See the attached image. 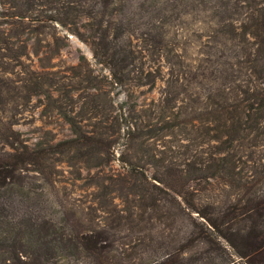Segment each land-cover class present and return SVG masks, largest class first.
Returning a JSON list of instances; mask_svg holds the SVG:
<instances>
[{
    "label": "rangeland",
    "instance_id": "374dc122",
    "mask_svg": "<svg viewBox=\"0 0 264 264\" xmlns=\"http://www.w3.org/2000/svg\"><path fill=\"white\" fill-rule=\"evenodd\" d=\"M20 3L24 1L0 0V30L5 38L0 42V155H14L20 160L37 157V164H24L22 170L31 188L51 192L49 199L57 208L75 205L85 212L92 208L98 227H113L111 231L118 235L130 264L152 260L163 261L162 264H247L214 230L206 229V222L177 208L180 199L175 200L159 183L136 182L137 186L128 190L122 188L118 195H123L112 199L111 204L102 202V197L101 206L100 195L109 189L92 187L86 181L90 175L99 174L107 185L109 177L134 182L131 172L146 177L154 174L156 167L141 157V141L145 142L141 149L147 150L144 155L153 153L160 158L171 148L175 152L169 154L175 155L176 163L203 160L207 169L214 167L215 159L221 156L215 152L217 142L203 143L197 154H185L186 146L179 144L185 145L186 140L176 138L180 133L187 134L181 128L175 131L176 135L165 134L147 142L138 140L135 145L124 125L131 116L145 113L148 108H160V100L172 89L179 99H184V93H199L195 96L206 101L202 93L212 84L224 85L231 94V90L237 94L236 88H259L260 80L254 71L258 72L255 63L260 61L253 62L251 59L256 56L248 57L238 38L227 33L233 24L243 21L247 0H115L114 9L99 19L112 46L115 43L134 53L132 63L122 71V82L120 72L115 73L108 57L112 49L105 50L104 41L97 39L98 32L94 33L96 21L86 17L75 20L67 8L52 11L58 22L24 17L26 22L43 25L36 24L31 34H21L17 40L12 35L22 27L7 23L13 21L9 13ZM41 9L43 12L37 14H50L45 6ZM152 78L154 81L147 82ZM94 103L103 104L101 107L108 111L103 125L110 135H104L99 166L84 170L81 167L85 164L80 162L64 164L65 154L60 150L65 149L63 141L73 137L64 114H71L88 129L86 124L91 122L86 119L90 115L87 110ZM185 110L190 113L191 107L185 105ZM184 114L182 121L188 119ZM116 116L122 124L120 130L113 123ZM145 124L151 131L161 128L154 119L143 121ZM260 131L261 146L252 147L253 156L245 157L248 161L241 165L247 175L255 164H264V127ZM191 134L199 132L193 128ZM81 155L91 158L93 154ZM87 164L93 167L91 160ZM216 173L202 185L190 184L188 196L201 205H213L223 211L240 197V190L229 184L231 178ZM78 175L85 179H75ZM106 209L109 212H104Z\"/></svg>",
    "mask_w": 264,
    "mask_h": 264
},
{
    "label": "trees",
    "instance_id": "16d2710c",
    "mask_svg": "<svg viewBox=\"0 0 264 264\" xmlns=\"http://www.w3.org/2000/svg\"><path fill=\"white\" fill-rule=\"evenodd\" d=\"M23 1L20 7L15 5V10L9 13L13 21L8 22L7 25L22 27L19 33L12 35L13 38L19 40L21 34H31L38 26L36 24L43 25L40 22H26L24 17L50 18L58 22L52 11L71 9L75 20L86 17L96 21L94 33L98 32L97 39L104 41L105 50L112 49L108 57L112 60V68L116 69L115 73L120 72L119 81L122 82L124 76L122 71L132 63L134 53L130 49L126 51L124 48H119L115 43L113 46L118 49H114L108 40L107 30L103 28V21L99 19V16L104 17L114 9L115 0ZM247 2L243 21L237 26L233 24L227 33L238 38L242 50L248 57L256 56L251 59L253 62L260 61L258 65L255 63V67L259 68L258 72L257 69L254 71L257 80H260L259 88L256 91L251 90L250 87L241 91L236 88L237 94L233 90L231 94L224 85L212 84L206 89L207 92L202 93L206 101H201L200 97L195 96L199 93L195 95L184 93L186 103L183 98L179 99L172 89L160 100L162 103L160 108H148L145 113L142 111L140 115L131 116L130 121L124 125L126 134L135 145L138 140L144 139L147 142L165 134L176 135L175 131L181 128L185 129L187 134L180 133L175 137L181 138V141L186 140L185 145L179 144L181 147L186 146L183 152L185 154L189 151L197 154L198 146L208 141L217 142L215 152L221 156L215 159L214 167L207 169L203 160L191 164L185 159V163H176L175 155L169 154L175 152L171 148L166 150L170 151L165 152L167 155L160 158L153 153L144 155L143 152L147 150L141 149L145 143L141 141V157H146L145 163L156 167L154 174L146 177L144 174L136 176L131 172L133 179L136 178L134 182L120 177H109L107 185L99 174L90 175L91 177L89 176L86 181H90L92 187L109 189L100 195L101 206L102 197L105 198L102 202L111 204L112 199L123 195H118L121 194L119 192L122 188L128 190L132 186H137L136 182L153 181L151 183L155 185L159 183L161 189L170 191L174 195L175 200L180 199L177 208L191 218L193 213L196 214L195 216L206 222V229L214 230L239 257L246 260L247 264H264V164H255L254 171L251 170L249 175L241 171V165L243 167L248 161L245 157L253 156V151L250 149L261 146L259 136L263 135L260 130L264 127V75H262L264 74V0H247ZM22 6L24 9H21ZM43 6L50 11L49 15L37 14L42 11L40 8ZM60 23L64 27L67 26L64 21ZM3 40H5L4 31L0 30V42ZM140 80L141 78L139 82ZM152 81L153 78L147 82ZM140 84L144 83L140 82ZM230 99L233 102L230 103ZM102 105L94 103L88 108L87 112L90 115H85L91 122L86 124L90 127L88 129L84 128L85 125L79 124L80 121L75 120L71 114H64L73 134L72 138L63 141L62 147L65 149L60 150L66 156L62 161L64 164L72 166L76 164L75 162H80L85 164L81 167L84 170L99 166L98 160L105 140L104 135L110 136L103 125L108 119V111L103 109ZM185 105L191 107L190 113L185 110ZM184 113L188 119L182 121L180 117ZM203 116L206 118L201 119ZM150 119L161 123V128L157 131L148 130V126L143 125V121ZM113 120H115L113 123L119 125L118 130H120L122 127L120 118L116 116ZM207 123L213 125H206ZM193 128L199 132L198 135L191 134ZM89 152L93 154L91 158L81 155ZM36 158L25 157L20 160L14 155L11 158L0 155V264H130L118 235L111 231L113 227L107 225L98 227L91 212L92 208H89L88 212L80 208L79 211L75 205L69 208L64 205L57 208L49 199L51 192L31 188L27 175L23 174L22 170L24 164L27 166L37 164ZM89 160L93 162L90 165L93 167L87 166ZM208 170H212L210 175H207ZM216 171L231 178L229 184L240 190V197L223 211H218L213 205H201L188 196L190 184L202 185L207 177L216 176ZM78 176L75 179H85L81 175ZM106 195L109 197L106 198ZM104 212H109V209ZM119 226L120 224L117 223V230ZM162 262L152 260L145 264H162Z\"/></svg>",
    "mask_w": 264,
    "mask_h": 264
}]
</instances>
